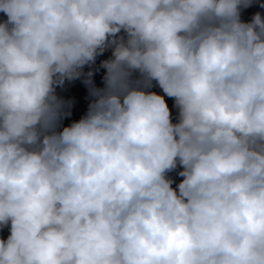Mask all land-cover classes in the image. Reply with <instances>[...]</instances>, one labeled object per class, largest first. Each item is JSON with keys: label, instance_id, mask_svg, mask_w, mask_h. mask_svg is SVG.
Returning <instances> with one entry per match:
<instances>
[{"label": "clouds", "instance_id": "9594fccd", "mask_svg": "<svg viewBox=\"0 0 264 264\" xmlns=\"http://www.w3.org/2000/svg\"><path fill=\"white\" fill-rule=\"evenodd\" d=\"M254 2L0 0V264H264Z\"/></svg>", "mask_w": 264, "mask_h": 264}]
</instances>
